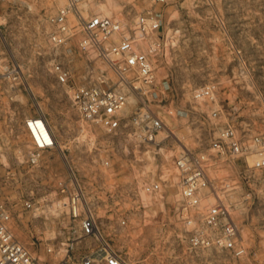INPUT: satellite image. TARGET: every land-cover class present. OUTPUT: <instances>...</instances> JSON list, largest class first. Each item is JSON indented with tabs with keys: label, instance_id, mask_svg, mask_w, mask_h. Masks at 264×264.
<instances>
[{
	"label": "rangeland",
	"instance_id": "1",
	"mask_svg": "<svg viewBox=\"0 0 264 264\" xmlns=\"http://www.w3.org/2000/svg\"><path fill=\"white\" fill-rule=\"evenodd\" d=\"M62 3L0 0V53L23 72L21 83L0 97V199L11 209L17 238L43 261L56 264L63 259L57 244L67 240L69 218L67 194L58 183L67 180L71 165L83 205L131 264H264V169L247 171L251 157L236 163L219 157L211 170L212 185L241 228L247 252L237 257L188 246V228L175 215L179 196L174 167L183 150L208 149L225 123L246 136L264 133V0H171L166 5L92 0V11L129 22L145 9L162 14V28L147 41V47L153 41L157 47L151 52L157 80L152 94L186 112L165 116L160 144L149 148L124 140L112 143L100 126L81 120L69 87L59 85L48 71L52 49L47 17ZM89 60L94 70L88 72V82L104 78L100 85L113 86L116 75L94 56L77 59L75 83H82ZM129 101L132 112L135 98ZM215 109L219 113L213 116ZM38 114L47 116L59 145L31 166L30 136L23 123ZM102 159L110 165L101 164ZM160 175L158 197L138 195L144 182ZM27 202L33 207L27 208ZM123 217L125 227L119 225Z\"/></svg>",
	"mask_w": 264,
	"mask_h": 264
},
{
	"label": "built area",
	"instance_id": "2",
	"mask_svg": "<svg viewBox=\"0 0 264 264\" xmlns=\"http://www.w3.org/2000/svg\"><path fill=\"white\" fill-rule=\"evenodd\" d=\"M62 1L56 12L47 17L50 30L46 37L52 49L48 71L59 85L69 87L80 119L100 126L112 143L124 140L148 148L160 144L158 137L165 130L164 117H179L186 112L167 104L164 98H153L152 89L157 80L151 52L157 47L156 41L147 47V41L162 28L161 12L145 9L129 22L92 11L89 7L92 0ZM145 1L166 5L171 0ZM89 56L102 60L116 75L113 86L100 85L104 78L100 83L88 82V72L94 70L90 60L85 65L82 83H75L77 59ZM22 75L21 67L5 61L0 53V97L17 87ZM164 86L169 87L168 81ZM131 96L135 98V109L128 112ZM210 98L213 100L214 96ZM218 113L215 109L212 114ZM23 124L31 144L27 162L38 166L45 152L59 145L57 134L45 114L26 117ZM36 130L40 132V140ZM219 157L234 163L251 157L252 163L247 161L245 167L247 171L264 169V133L246 136L234 124L225 123L214 133L208 149L183 150L174 159L179 196L175 215L188 228L186 241L191 249H215L241 257L247 249L241 239L240 225L230 205L212 185L211 170ZM101 164L109 166L110 161L102 159ZM162 176L144 182L138 188V195L158 197L162 192ZM58 186L61 193L67 194L69 223L67 240L57 244L64 257L56 264H131L103 235L91 209L83 205V191L71 165L67 180L59 181ZM26 207L32 208L33 204L27 202ZM12 219L9 205L0 199V264H51L17 238ZM119 225L125 227L127 219L121 218ZM48 251L52 252L53 248Z\"/></svg>",
	"mask_w": 264,
	"mask_h": 264
},
{
	"label": "bare ground",
	"instance_id": "3",
	"mask_svg": "<svg viewBox=\"0 0 264 264\" xmlns=\"http://www.w3.org/2000/svg\"><path fill=\"white\" fill-rule=\"evenodd\" d=\"M38 124L40 125L41 129H43V128H42V124H41V123H38ZM42 132H44V130H42ZM35 133H36L37 138L40 140L41 135H40L39 130H36ZM32 136H33V134H32Z\"/></svg>",
	"mask_w": 264,
	"mask_h": 264
}]
</instances>
